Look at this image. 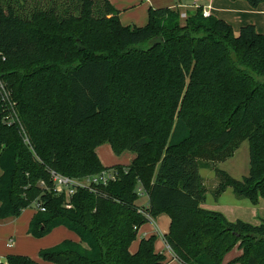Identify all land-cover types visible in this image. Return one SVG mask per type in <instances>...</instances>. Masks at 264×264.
Wrapping results in <instances>:
<instances>
[{"label": "trees", "instance_id": "trees-1", "mask_svg": "<svg viewBox=\"0 0 264 264\" xmlns=\"http://www.w3.org/2000/svg\"><path fill=\"white\" fill-rule=\"evenodd\" d=\"M179 18L149 8L145 26H124L108 0H0V79L20 122L3 123L0 97V220L39 202L45 211L34 213L28 235L64 227L79 239L41 250L40 260L167 264L153 236L129 250L145 214H167L163 239L181 264H221L236 245L241 255L229 264H264V219L230 222L203 209L199 174L200 162H224L247 141L248 175L215 169L214 193L229 187L252 204L264 200V34L253 25L234 33L200 9ZM103 143L135 158L104 167ZM109 169L119 173L114 182L69 200L38 186H50L48 170L81 179ZM0 264L34 262L8 255Z\"/></svg>", "mask_w": 264, "mask_h": 264}, {"label": "rangeland", "instance_id": "rangeland-1", "mask_svg": "<svg viewBox=\"0 0 264 264\" xmlns=\"http://www.w3.org/2000/svg\"><path fill=\"white\" fill-rule=\"evenodd\" d=\"M193 1L194 0H182V2L185 3L186 5H191ZM199 1L205 2L207 0H199ZM221 1H224V0H217V2H215L216 4L215 3H210V4L214 6V8L217 5L220 7L223 6L221 8H224V3ZM225 1H228L230 3H232V1H236V3H241L242 5H245L246 7H248L250 10L256 11V10H253L246 2L241 1V0H225ZM155 2L156 4H160V6H177V4H180L181 1L180 0H157ZM154 4L155 3L152 1L149 2L146 0H140V1L138 0L137 3L134 5V7H132L130 10L120 12V14H122V15H119L120 23L126 26H129V25L136 26V27L145 26L148 22L149 7H154ZM205 4H209V3L205 2ZM262 7H264V2L259 5L260 9H262ZM216 8L218 9L219 7H216ZM218 10L220 12V9ZM183 11L187 15L192 14L194 12L192 9H189V8L183 9ZM251 14H253V16L257 18L263 19V20L260 19L258 21V25L256 28L257 31H259V33L261 32V34H263L264 31L262 27H264V25L262 24L264 23V15L256 14V13L254 14L253 12ZM214 17L217 19H221L220 15L217 13H214ZM179 20L183 22L184 19L179 18ZM228 20L232 21V23L231 22L229 23L228 21L226 22L232 27L234 33H237L239 28L243 26L241 24L233 23V22L235 23L238 22L239 19H228ZM71 43L72 42L69 41L67 42L65 46L73 48V45H72L73 43L72 44ZM244 149L246 153L244 152ZM247 149H248L247 142L244 141L240 145V149L237 152V154L234 156L233 160L234 159L237 160L241 157V161H242V157H244V155L247 156ZM96 153L100 159V162L104 164L105 166L110 165V164H115V163L127 164L128 162H130L132 156L134 155L133 153L128 152V151H124L118 155L112 150L109 143H103L99 145L96 149ZM228 161L229 160L225 161V163ZM240 164L241 162L238 164V168H240ZM247 168H248V164H247ZM199 173L205 180L204 185H205V188L207 189V194H210L212 191V194L215 195L214 191L216 187H213V182L210 181V178H209L210 173H211V175L215 179V182H217V178L215 177L214 172L211 169H201ZM136 204L140 207L146 208L148 206V197L145 194L143 195L139 194L136 200ZM34 213H35L34 206L31 205L30 207L26 208L18 218H8V219H4L0 221V258L1 260L4 259L2 258V256H5L7 254L9 255L12 254V255L26 256L29 259H31L34 262V264H52V263L44 262L40 260L39 252L41 250L53 248L61 244L64 241H71V242L78 241L77 239L78 237L74 233L68 231L66 228H63V227L55 228L49 234L41 238H33L32 236L28 235L27 226L30 222L31 217L34 215ZM153 220H154L155 225L152 222L147 221L145 224L139 227L136 238L141 240L143 238H149L153 236L154 237V248L156 249V251L162 254L166 258L167 262H169V264H181L175 260L173 261L170 258L169 251L161 239V235L167 233L169 230L170 219L168 215L159 214L156 217H154ZM9 239H12V243H13V246L10 249L6 247V244ZM236 254H237V248L231 249L228 253L224 255V257L222 258L221 264H229L231 259L235 257Z\"/></svg>", "mask_w": 264, "mask_h": 264}, {"label": "crops", "instance_id": "crops-1", "mask_svg": "<svg viewBox=\"0 0 264 264\" xmlns=\"http://www.w3.org/2000/svg\"><path fill=\"white\" fill-rule=\"evenodd\" d=\"M108 1L112 5V7L119 12V15H122V14H120V12L130 10L132 7H134V5L137 3L138 0H108ZM146 1H149V2L152 1L155 3L154 7H149V8H169L172 10H178L179 14H185V15H187V14L183 11V9L189 8V9H192L193 11H195L196 10L195 6H199V7L210 6L212 8L211 15L213 17H214V13H217L220 15L221 20H223L225 22L228 21L229 23L230 22L232 23V21L228 20V19H239L238 22H236V23L233 22V23L234 24H241L243 26H245V24L246 25H253L255 27V29L257 28L258 21L261 18H257L255 16H253V14H251V13L253 12L254 14L256 13V14L264 15V7H262V9H260L259 6L257 8L251 7L253 10H256V11H252L248 7H246L245 5H242L241 3H236V1H232V3L225 1V0L221 1L224 3V8H226V9L221 8L223 6L220 7L217 5L216 7H219L218 9H220V12L216 7L214 8V6H212L210 4V3L217 2V0L205 1L206 3H209V4H205V2H203V1L194 0L191 5H186L185 3L182 2V0H180L181 2H180V4H177V6H160V4H156L155 1H157V0H146ZM241 15H242V17H241ZM240 18H242V19H240ZM261 20H263V19H261ZM262 25H264V23ZM124 26H126V25H124ZM262 29L264 31V27H262ZM256 31H257V29H256ZM257 32L259 33V31H257ZM259 34H261V32ZM247 145H248L247 156L244 155V157H242V161H241V157L237 160L236 159L233 160L234 156L237 154V152L240 149V146H239L238 149L232 154V156L229 159H227V160H229L228 162L225 163V161H224V162H221L219 164L218 163L200 162L199 163V171L201 169H211L214 172L215 169H218V170L224 171L233 179H236V180L242 179L243 177L247 176L248 172H249V144H248V142H247ZM244 152L246 153L245 149H244ZM247 157H248V159H247ZM134 158H135V155L132 156L130 162H128L127 164L115 163V164H110V165H106V166L102 163L101 164L104 167H112V166H117V165L128 166ZM240 162H241L240 168H238V164ZM247 164H248V168H247ZM0 174H1V171H0ZM200 177L202 179V186L205 189L204 200L201 203V207L203 209L219 212L230 222H235L237 220H240V221L245 222V223L256 225L259 223L260 220L264 219V200L263 199H259L257 204H252L248 199L237 198L234 195L233 190L229 187L226 188L224 190V192H222L218 196L213 195L211 190H210L211 193L207 194V189L205 188V185H204L205 180L201 175H200ZM209 178H210V181L213 182V187H216L218 181L215 182V179L211 175V173H210ZM150 222H152L154 224L153 219ZM27 230H28V226H27ZM165 234L161 235V239L164 242L166 248L168 249V247H167V245L163 239V236ZM145 237H147V236H145ZM10 240H11V245L9 244ZM78 241H79V239H78ZM139 241H140V239L136 238L134 240V242L130 245L129 250L131 253H135L137 251ZM12 246H13L12 239H9L7 244H6V247L8 249H10ZM234 248H237V254L235 255V257H233L231 259V261L233 259H235L236 257L241 255V250H240L239 246L236 245ZM154 250L156 251L155 248H154ZM168 251H169L170 258L173 261L174 260L177 261L176 259H174L170 249H168ZM8 255L9 254L2 256V258L6 257ZM10 255H12V254H10ZM0 260H1V258H0ZM166 262H167V260H166ZM167 264H169V262H167Z\"/></svg>", "mask_w": 264, "mask_h": 264}, {"label": "built area", "instance_id": "built-area-1", "mask_svg": "<svg viewBox=\"0 0 264 264\" xmlns=\"http://www.w3.org/2000/svg\"><path fill=\"white\" fill-rule=\"evenodd\" d=\"M196 10H201V15L203 18H209L211 16V10L212 8L210 6L207 7H199L195 6ZM180 18L185 19V14H180ZM0 97L2 98V101L6 102L7 106V113L3 119V123L7 124L8 126L17 124L20 126L19 119L14 111L13 105L9 100L8 92L6 91V87L2 80L0 79ZM22 139L24 145L31 148L29 139L25 136V134L22 132ZM119 173L115 169H109L106 171H102L101 173L97 175H91L83 178H71L67 176H63L59 173H56L53 170H48V176L50 181V186L48 187L46 182L40 181L38 186L46 190L48 192H52L55 196H64L66 199H70L79 189H88L92 191V187L94 185H107L110 182H114ZM141 190H138V193L140 195H143L140 193ZM34 206L35 212H44L45 209L39 202H34L32 204ZM69 207V205L67 206ZM148 221H151L153 218H150L148 215L145 214ZM9 244L11 245V240L9 241ZM169 249V248H168Z\"/></svg>", "mask_w": 264, "mask_h": 264}]
</instances>
